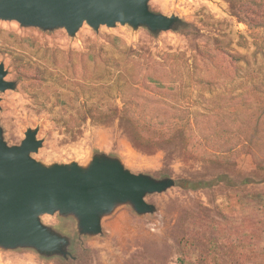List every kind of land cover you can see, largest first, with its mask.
<instances>
[{"label": "rangeland", "instance_id": "obj_1", "mask_svg": "<svg viewBox=\"0 0 264 264\" xmlns=\"http://www.w3.org/2000/svg\"><path fill=\"white\" fill-rule=\"evenodd\" d=\"M148 7L180 19L182 26L153 37L145 27L116 24L94 31L84 23L71 37L63 28L42 31L0 20V64L5 81L15 83L0 93V129L8 146L20 145L27 131H37L41 147L31 158L45 168L75 164L86 169L101 153L133 175L175 181L165 192L145 196L154 213L138 215L129 204L117 205L102 218L97 235L79 236L73 218L43 214L42 225L68 238L66 258L0 247V264H178L184 245L197 255L198 264H264V30H250L224 0H149ZM112 37L119 47L148 52L154 68L162 65L165 73L157 75L166 81L173 65L184 68L174 93L188 112L180 121L190 122L189 132L175 133L171 143L145 144L121 121L122 104L114 89L109 102L118 107V115L106 124L80 119L73 126L74 138L53 122L48 111L53 100L47 109L36 105L27 90L39 87L27 80L26 59L73 84L67 64L77 76L84 71L86 78L104 75L98 59L116 58ZM222 40L241 61L221 48ZM194 78L204 81L196 84ZM51 85L50 90L57 89ZM69 89L63 93L71 96L75 88ZM202 98L227 99L239 116L233 117L230 107L229 119L220 112L206 113ZM84 101L80 95L72 104L78 108ZM228 146L233 151L224 158L229 160L219 161L216 155Z\"/></svg>", "mask_w": 264, "mask_h": 264}, {"label": "water", "instance_id": "obj_2", "mask_svg": "<svg viewBox=\"0 0 264 264\" xmlns=\"http://www.w3.org/2000/svg\"><path fill=\"white\" fill-rule=\"evenodd\" d=\"M149 0H0V20L24 28L52 31L63 28L73 37L85 23L94 31L116 24L145 27L150 33L170 31L180 21L150 11ZM0 64V93L14 89ZM37 131H27L20 145L8 146L0 129V247L32 249L44 257L66 258L67 237L41 224L43 214L73 218L79 236L97 235L101 220L120 204L138 215L155 208L145 196L175 185L169 177L155 180L133 175L104 154H95L82 169L75 164L45 168L31 158L41 147Z\"/></svg>", "mask_w": 264, "mask_h": 264}, {"label": "trees", "instance_id": "obj_3", "mask_svg": "<svg viewBox=\"0 0 264 264\" xmlns=\"http://www.w3.org/2000/svg\"><path fill=\"white\" fill-rule=\"evenodd\" d=\"M224 1L229 5L232 14L241 19L250 30H264V0ZM181 26L182 23L177 22L171 30H176ZM152 36L154 37L156 34H152ZM110 41L115 50L116 58L98 59L103 67L101 72L104 75L97 76L96 74L95 76V74H92L86 78V71H84L80 76H77L73 72V65L67 64L65 68L69 71L72 70L68 75L73 84L68 83V80L65 79L62 83L61 76L53 74L50 68L41 66L42 64L32 63L31 60L26 59L23 68L31 71V77L27 80L32 81L39 89L40 87L43 88V91H39V89L35 91L30 88L27 93L36 105L42 109H47V104L53 100L54 105L51 104L52 106L48 110L52 114L53 122L64 128L66 134L73 138L75 136L73 126L80 119H88L96 124H106L118 115V107L109 102L113 89L122 104L121 121L125 123L126 129L130 131L131 135L144 140L145 144L162 145L171 143L176 135L175 133L185 134L189 132L190 122L181 123L180 121L185 113V116H188V112H185L187 110L179 104V93H174L175 88H177L176 84L182 81L184 68L173 65L170 80L166 81L162 78L163 76L157 75L159 72L165 73L160 69L162 65L154 68L156 62L147 57L148 52L144 50L135 52L126 46L119 47L116 44L119 40L115 37L110 38ZM226 43L228 42L225 40L218 42L219 45H222L221 48L227 49V53L232 57L231 59L235 62L241 61L240 56L231 54ZM88 59L93 64L96 63V58ZM52 61H54L55 66V59L52 58ZM77 77L81 79V82L74 81ZM198 79L194 78L195 83L202 84L204 80L200 81ZM86 80H88V83ZM51 83L57 86V89H54L55 91L50 90ZM173 84L174 86H172ZM70 86H73L75 90L73 89L71 96H68V93H63V91H70ZM76 88L79 91H76ZM80 95L85 97V101L80 107L76 108L72 103L75 99L77 101ZM203 101L205 103L200 106L206 113L216 114L220 112L229 119L226 109L230 107L232 116H239L238 109H234V106L227 99L214 101L203 99ZM54 108L58 109L55 113L53 112ZM70 109L75 110L74 116L70 114L68 116ZM168 112H171L172 115ZM192 114H196V112ZM173 117H180V119L174 121ZM185 141L189 143V140L185 139ZM186 142L184 144H188ZM226 151H233V149L228 146L222 154L220 153L221 155H216L220 159L219 161L227 162L229 160L224 158ZM260 167L264 170V166ZM178 264H198L197 255L189 246H183Z\"/></svg>", "mask_w": 264, "mask_h": 264}]
</instances>
